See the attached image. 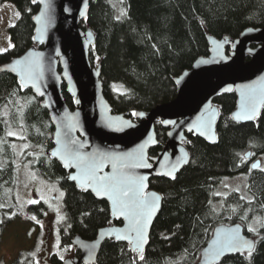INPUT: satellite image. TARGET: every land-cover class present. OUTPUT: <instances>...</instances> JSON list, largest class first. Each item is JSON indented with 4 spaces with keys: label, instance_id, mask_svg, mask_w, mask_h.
<instances>
[{
    "label": "trees",
    "instance_id": "obj_1",
    "mask_svg": "<svg viewBox=\"0 0 264 264\" xmlns=\"http://www.w3.org/2000/svg\"><path fill=\"white\" fill-rule=\"evenodd\" d=\"M4 2L12 3L20 16L8 28L12 47L0 53V68L29 48L39 47L34 43L33 22L39 5L33 0H0V5ZM81 25L93 30L95 44L90 60L94 66H101L104 95L113 112L135 120L134 112L148 111L176 97V77L190 69L197 58L209 54L208 36L236 38L248 27H263L264 0H91L88 17ZM230 50L228 46L227 52ZM63 95L74 109V99L65 84ZM213 103L219 108L217 142L187 134L183 144L190 153L189 163L174 179L150 180V187L162 195V204L144 260H139L126 242L109 239L102 244L94 264H198L216 225L239 222L253 237L248 230L253 219L262 223L253 237L259 242L251 260L244 252L215 264H264V170L254 169L249 174L248 189L254 197L251 203L233 192L215 210L213 194L223 178L248 172L250 161L264 155V108L255 121L238 123L231 118L237 103L235 92L220 94ZM11 128L22 130L21 140L36 148H26L23 160L33 161L42 150L43 155L31 163L32 167L65 191L64 217L59 224L61 248L72 247L76 235L93 239L101 227L121 224L111 221L105 200L71 182L69 171L50 156L54 127L42 98L20 86L10 72L0 71V204L5 205L0 208V243L6 227L16 219L38 226L37 221L44 220L48 211L42 201L25 209L16 202V140L7 136ZM166 132L156 124L158 144L149 150L150 156L163 148ZM248 151L251 155L246 158ZM74 255H78L77 250ZM33 260V251L26 250L12 264H34ZM51 262L62 264L63 260L53 254Z\"/></svg>",
    "mask_w": 264,
    "mask_h": 264
},
{
    "label": "water",
    "instance_id": "obj_2",
    "mask_svg": "<svg viewBox=\"0 0 264 264\" xmlns=\"http://www.w3.org/2000/svg\"><path fill=\"white\" fill-rule=\"evenodd\" d=\"M90 1L87 0L85 6V0H36L39 10L33 18L34 43L39 47L29 48L22 55L1 66L0 71L10 72L18 79L20 86L31 89L37 97L42 98V106L48 110L54 127V145L50 150V156L69 171L68 177L79 175L80 169L74 164L66 167L64 161L51 155L53 150L60 147L57 143L58 136L61 140H66L65 133H68V137L84 144L83 148H79V144L70 146L84 155L124 154L134 152L140 145H144V154L147 162L152 164V168H136L132 171L136 175L146 176L145 191L156 193L161 198L159 207L147 229L144 253L149 243L151 228L162 204V195L150 187V180L154 177L173 179L166 173L178 158L186 159L187 163H181L174 176L189 163L190 153L183 144L188 139L187 134L202 137L212 144L217 142L216 124L219 108L213 103L214 99L220 94L235 92L237 103L231 118L238 123L253 122L261 114L264 108V102H262L264 98V26L248 27L236 38L208 36L209 54L197 58L190 69L176 77V97L148 111L137 112L145 115L142 117L135 115L133 120L124 113L113 112L104 95L101 66L100 64L94 66L91 63L90 51L95 44V36L91 28H83L81 25V22L88 17ZM81 12L84 13L83 16ZM228 46L231 49L229 52H227ZM32 61H35L38 66L33 67L34 78L29 79L25 65ZM63 84L68 94L74 99V109L68 106L64 98ZM38 88L40 91H37ZM250 91L255 92L258 100L256 116L251 120H237L234 116L244 115L246 97ZM40 92H43V95H40ZM77 100L79 103H76ZM213 114L214 119H212ZM201 119L211 120L207 134L201 135L194 127L189 131V128ZM164 121H175V123L165 124ZM157 123L167 129L166 140L158 154L150 156L149 150L158 144ZM68 124L75 125L74 129L70 131L66 127ZM250 155L251 152L248 151L245 157L249 158ZM253 163H257L259 168V160ZM117 171L119 173V169ZM112 173L111 163H106L100 174ZM69 180L76 185L80 183L79 180ZM87 191L105 200L109 206L111 221H121V224L101 227L93 239H84L76 235L72 244L78 251V255L72 259L63 260L62 264H94L102 244L109 239L126 242L131 250L134 247V242L116 239V235L129 234V219L114 213L112 202L108 197L97 196L92 189ZM237 226L240 228L242 237L255 241L245 232L243 224L220 223L215 226L210 240L202 249L198 264H213L206 250L214 246L218 235L222 236ZM134 253L139 256V253ZM237 253L240 252L225 253L215 263ZM46 256L47 254L42 264H53L46 259Z\"/></svg>",
    "mask_w": 264,
    "mask_h": 264
},
{
    "label": "snow or ice",
    "instance_id": "obj_3",
    "mask_svg": "<svg viewBox=\"0 0 264 264\" xmlns=\"http://www.w3.org/2000/svg\"><path fill=\"white\" fill-rule=\"evenodd\" d=\"M35 3L36 0H33ZM87 0H85V6ZM69 11V9H65ZM124 13L122 12L121 15ZM83 16L84 13L81 12ZM117 20L120 17H116ZM203 23V22H202ZM12 46V45H10ZM0 51H7L3 49ZM19 63V61H17ZM38 66L35 61L29 62L25 65V71L29 79H33V67ZM23 86V85H22ZM37 91H40L38 88ZM119 91V90H117ZM123 94V93H121ZM43 95V92H40ZM264 102V98H262ZM76 103H79L77 100ZM258 110V100L254 91H250L246 97L244 115L236 114L235 119H254ZM133 115L144 116V113H133ZM212 119H214V114ZM128 123V122H125ZM165 124H174L175 121H164ZM211 120L201 119L198 123L192 125L196 128L201 135L207 134V129H209ZM66 127L71 131L74 129L75 125L68 124ZM203 129V131H202ZM16 133L12 131L7 132V136H14ZM66 140H61L58 136L57 143L60 147L53 150L51 155L53 157H59L65 162L66 167H71L73 164L75 167L80 169L79 175H70L69 179L73 181L79 180L80 183L78 187H82L83 190L87 191L92 189L97 196H106L111 200L113 205L114 213H118L120 216H125L129 219L130 224L128 228V235H116L117 240L125 239L129 240L130 243L134 242V247L132 251L139 253V260H144L143 246L147 242V229L152 220V217L156 213L159 207L160 197L156 193H149L145 191L147 179L146 176H139L134 174L132 171L136 168H152V164L147 162V157L144 154V145H140L139 148L134 152L115 154V153H92L89 155L82 154L79 150H74L73 145L79 144V148H83L84 144L76 139L68 137V133H65ZM18 139H24L23 137H18ZM14 147V146H13ZM25 148L28 147L27 144L24 145ZM29 155H34L29 153ZM43 155V151L39 154L34 155V160L30 163H35L39 160L40 156ZM186 155V154H185ZM106 163H111L113 173L101 175L103 166ZM181 163H187V160H181L178 158L176 163H172L170 170L166 173L169 177L175 178L174 173ZM258 168L257 163L251 165L252 169ZM119 169V173L118 170ZM127 170V171H125ZM225 187H228L225 185ZM239 192V189H235ZM63 196V193H60ZM216 196L227 197L228 193H215ZM43 199V197H41ZM241 200H247L251 203L254 197L241 196ZM29 204H37L38 200L30 199ZM5 207V205L0 204V208ZM264 207V205H262ZM235 212L236 209L233 208ZM36 219L35 216L32 217ZM58 219H60L58 217ZM39 223V221H37ZM42 226V225H41ZM250 232L257 233V229L249 225ZM117 231V230H113ZM134 234V236L132 235ZM264 239V238H262ZM259 241H252L246 239L240 235V228L237 226L234 229L228 230L222 236L218 235L216 241H214V246L210 250H206V254H210L213 264L218 261L225 253L240 252L244 254L247 252V258L251 260L253 253L255 252V244ZM63 259V257H61ZM135 264V262H134Z\"/></svg>",
    "mask_w": 264,
    "mask_h": 264
},
{
    "label": "rangeland",
    "instance_id": "obj_4",
    "mask_svg": "<svg viewBox=\"0 0 264 264\" xmlns=\"http://www.w3.org/2000/svg\"><path fill=\"white\" fill-rule=\"evenodd\" d=\"M19 16V12L12 3L4 2L0 5V50H9L12 47L10 46L12 43L8 28L18 20ZM3 52L5 51H0V53ZM9 131L16 133L13 136L16 140L13 142L16 163V186L14 192L16 202L22 209H25L30 205L28 203L30 199L42 201L47 204L48 211L45 219L40 221L38 226L24 219H16L6 227L0 243V264H12L19 253L26 250L33 251L34 264H41L46 254V258L49 261H51L53 254H58L60 258L63 257L62 260L74 258L76 248L73 245L64 249L60 246L59 224L64 217L65 191L58 183L43 179L30 162L23 160L24 151L26 150L25 144L28 145L27 148L30 150L34 151L36 148L28 144V142L18 139V137H22V130L11 128ZM255 160L260 161L259 169L264 170V155L251 160V164ZM250 168L249 165L248 172L222 179L213 192L217 199L214 204L215 210L220 209L225 198L224 196H216L215 193L217 192H227L228 195L236 192L240 196L252 197L248 189L249 174L252 171H249ZM225 185L228 187H225ZM235 189L240 191L237 192ZM61 192L63 196L60 195ZM261 223V221L253 219L250 225L258 231ZM256 234L253 233L254 238H256Z\"/></svg>",
    "mask_w": 264,
    "mask_h": 264
},
{
    "label": "flooded vegetation",
    "instance_id": "obj_5",
    "mask_svg": "<svg viewBox=\"0 0 264 264\" xmlns=\"http://www.w3.org/2000/svg\"><path fill=\"white\" fill-rule=\"evenodd\" d=\"M249 165H250V167H251V161H250ZM42 261H43V259H42ZM51 263H52V262H51Z\"/></svg>",
    "mask_w": 264,
    "mask_h": 264
}]
</instances>
